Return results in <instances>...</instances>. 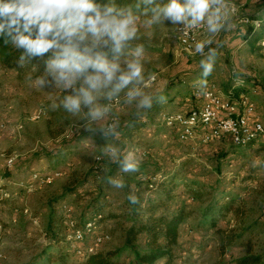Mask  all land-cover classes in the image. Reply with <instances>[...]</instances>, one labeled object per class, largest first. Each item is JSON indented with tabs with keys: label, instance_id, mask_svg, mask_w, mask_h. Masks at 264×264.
I'll return each instance as SVG.
<instances>
[{
	"label": "rangeland",
	"instance_id": "obj_1",
	"mask_svg": "<svg viewBox=\"0 0 264 264\" xmlns=\"http://www.w3.org/2000/svg\"><path fill=\"white\" fill-rule=\"evenodd\" d=\"M239 16L263 18L264 0H247ZM235 22L236 29L221 32L215 38L222 47L207 83L224 92L234 79L242 80L244 88L235 89L237 93L249 92L253 84L257 86L252 99L264 124V49L256 45L257 40L264 38V19L262 23L258 21L260 30L249 28L250 37L249 30ZM240 28H245L246 34H241ZM173 32V25L168 22L151 29L141 26V40L137 41L146 44V77L155 76L153 81L148 80V87L155 94L169 89L165 113L180 111L185 99L193 97L198 82L204 79L199 64L202 57L195 48L189 53L180 52ZM255 38L251 45L249 41ZM34 71L27 66L0 68V200H4L0 201V264H80L85 259L77 258L69 248L67 221H81L88 214L99 212L100 231L107 233L110 240L98 248V253L119 250L131 221L127 215L129 192L111 187L104 179L105 175H120L117 164L101 158V165L95 169L96 157L101 156L100 147L106 141L81 132L78 116L62 108L53 110L50 105L61 93L30 87L26 76L31 73L35 78ZM38 110H44L46 117L29 121ZM134 111L122 103L114 106V114L121 121L119 146L135 154L138 172L165 178L164 184L171 190L169 198L160 195V187L146 197L138 177L131 180L130 173H122L121 177L124 181L129 179L132 194L137 192L142 198L140 209L145 211L147 203H159V210L183 208L189 215L172 248L171 264H219L247 253L263 254L264 137L243 148H232L226 142L190 146L178 142L176 134L165 128L158 116L126 136L124 125ZM57 151L62 157L49 168L52 160L47 155ZM113 169L115 173L110 175ZM45 171H59L61 175L42 187L28 190L20 185L26 184L32 172ZM3 193L6 198H2ZM214 202L230 203L231 209L217 215L215 226L211 227L209 221L203 222L202 213ZM64 205L70 211L63 209ZM111 215L115 219L111 220ZM216 229L242 237L221 253ZM130 258L129 252L118 255L119 261Z\"/></svg>",
	"mask_w": 264,
	"mask_h": 264
},
{
	"label": "clouds",
	"instance_id": "obj_2",
	"mask_svg": "<svg viewBox=\"0 0 264 264\" xmlns=\"http://www.w3.org/2000/svg\"><path fill=\"white\" fill-rule=\"evenodd\" d=\"M234 12L230 0H134L125 5L116 0H0V39L20 51V68L34 60L42 63L41 75L26 76L29 86L60 92L50 107L78 116L81 132L106 141L96 158H107L120 173L128 174L139 171V160L119 146L121 121L114 105L134 108L133 117L142 122L154 103H166V97L148 87L155 76L145 74L146 44L137 42L140 27L151 29L168 22L173 33L184 35L203 26L208 35L194 46L202 57L204 79L198 84L203 90L222 47L216 36L237 27ZM240 32L246 34V29ZM104 179L115 189L126 187L122 177ZM127 199L140 204L137 196Z\"/></svg>",
	"mask_w": 264,
	"mask_h": 264
},
{
	"label": "built area",
	"instance_id": "obj_3",
	"mask_svg": "<svg viewBox=\"0 0 264 264\" xmlns=\"http://www.w3.org/2000/svg\"><path fill=\"white\" fill-rule=\"evenodd\" d=\"M230 2L235 10V21L237 20L239 25L250 26L254 30L260 27L257 20L239 16L240 9L247 0H230ZM205 34H207L206 29L201 26L188 30L184 35L176 32L174 40L180 52L189 53ZM258 45L264 49V38L258 41ZM244 85L242 80L234 79L230 88L223 92L215 84L207 83L203 90L200 87L195 88L193 97L190 100L185 99L180 111L163 113L159 120L165 128L175 132L177 141L182 144L205 147L226 142L232 148L249 146L264 136V124L260 120L256 104L252 99L258 92L257 87L251 88L249 92L235 91L237 88H244ZM117 105L119 103L114 106ZM45 117L46 112L38 110L29 118V121L37 122ZM110 120L111 117L107 122ZM140 153L142 157H145L144 151ZM100 159L96 158V162ZM11 163L12 160H9L8 166ZM60 175L59 171L32 172L26 184L20 185L28 190L33 186L42 187L53 183ZM118 176L121 177V175ZM160 177L153 176L148 179L149 190H154L155 183ZM1 196L6 198L7 194L3 193ZM62 208L70 211L67 205ZM101 218V214H94L83 222L67 221L70 231L67 241L70 240L69 248L77 258L85 259L96 254L98 248L109 242V235L100 231Z\"/></svg>",
	"mask_w": 264,
	"mask_h": 264
},
{
	"label": "trees",
	"instance_id": "obj_4",
	"mask_svg": "<svg viewBox=\"0 0 264 264\" xmlns=\"http://www.w3.org/2000/svg\"><path fill=\"white\" fill-rule=\"evenodd\" d=\"M98 2H106V0H98ZM116 3L118 5H125L134 3V0H116ZM263 18L255 19L259 21L260 23L263 22ZM254 20V19H251ZM247 36L250 37V26H246ZM250 28V29H249ZM260 30V27L258 28ZM254 30V29H253ZM247 37V38H248ZM257 38L252 40L249 43L253 45ZM258 43V40L256 41V45ZM258 46V45H257ZM20 55V51L16 50L11 47V45L5 46L3 43V39H0V68L3 69H16L19 68L17 65V59ZM36 66L37 70L35 69L34 75L38 76L43 73V65L39 61H33L31 64L26 65L27 67ZM253 87H257L253 84ZM163 95L167 99L169 96V89L166 88L164 91L156 93ZM167 103V102H166ZM154 103L153 108L148 111V113L145 115L142 122H137L135 117H131L128 122L124 125L126 136L131 134L132 131L139 129L140 127H143L144 124H151L154 119L160 118L163 112L165 105ZM132 123V127H127L128 123ZM174 132V131H173ZM175 133V132H174ZM124 136V137H126ZM264 137V136H263ZM146 156V155H145ZM62 157V153L57 151L53 152L52 154H48L47 158L52 160V165L49 166V168H52L53 165L57 164V161L59 158ZM101 165V162H95L94 166L95 169L98 168ZM99 172V171H98ZM97 172V174H98ZM115 169H113L110 172V175H114ZM120 175L119 171L117 172ZM129 175V174H128ZM130 178L133 179V177H138L139 182L143 184L146 192V197H150L152 195V192L156 190L158 187H160V195L165 197L166 200L169 198V193L171 190H169V186H165L164 180L165 178H161L156 181L154 190L148 189L149 178H152V176H148L145 174L144 171L142 172H136V173H130ZM118 176L117 174L114 176ZM125 181L126 189L129 193V195L137 196L140 200V204L142 201V198L139 196V193L130 191L129 183L131 181ZM128 184V185H127ZM141 184V185H142ZM140 187V186H139ZM138 189V188H137ZM230 195V194H228ZM227 195V196H228ZM1 199V198H0ZM4 201V200H0ZM233 201V200H231ZM140 204L138 205H132L127 200L128 205V211H129V217L131 219L130 224L128 228L125 230V236H124V245L121 249L116 251H108L105 253H96L93 255L88 256L85 258V260L80 264H158L160 261H164L162 264H171V255H172V248L176 246L178 237H179V230L181 224L184 222L186 218H188V213L185 212L183 208H180L176 211L167 212L165 210H159V207L161 204L156 203H147L146 210L140 209ZM230 203L229 204H223L221 202H214L208 204L202 215L203 222L209 221V225L211 227L215 226V218L217 215L222 214L225 210H229ZM158 211L160 212L158 214ZM94 214H100L99 212H92L88 214L86 217L81 219L79 222H83L93 216ZM140 214L144 217L143 220L140 218ZM111 217V218H110ZM109 218L115 219V216H109ZM116 220H119V218H116ZM102 221V218L101 220ZM101 223V222H100ZM202 223V221L199 222V226ZM216 235L219 239V246L221 253H224L225 249L230 247L235 240L240 239L242 237V234L239 236H235L234 234H224L222 230L216 229L215 230ZM121 252H129L131 254V258L128 261H119L118 255ZM219 264H264V252L263 254H252L247 253L241 257L236 258L232 262H222Z\"/></svg>",
	"mask_w": 264,
	"mask_h": 264
},
{
	"label": "crops",
	"instance_id": "obj_5",
	"mask_svg": "<svg viewBox=\"0 0 264 264\" xmlns=\"http://www.w3.org/2000/svg\"><path fill=\"white\" fill-rule=\"evenodd\" d=\"M181 107H182V105H181ZM181 107H180V109H181ZM181 233V226H180V230H179V234Z\"/></svg>",
	"mask_w": 264,
	"mask_h": 264
}]
</instances>
